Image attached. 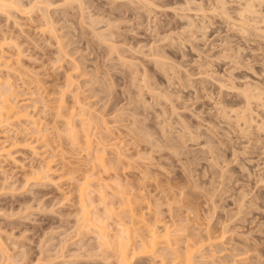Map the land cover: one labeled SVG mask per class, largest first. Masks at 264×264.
<instances>
[{
    "label": "rangeland",
    "instance_id": "rangeland-1",
    "mask_svg": "<svg viewBox=\"0 0 264 264\" xmlns=\"http://www.w3.org/2000/svg\"><path fill=\"white\" fill-rule=\"evenodd\" d=\"M66 1L19 0L0 11L1 86L10 80L36 118L0 126V144L20 143L14 160L0 158V264H119L116 221L131 213L112 194L116 181L142 188L149 206L137 211L160 233L184 229L174 233L177 253L161 245L163 260L139 255L132 264H185L187 241L196 243L194 264H264V95H251L264 92V36L254 33L264 29V4L239 16L248 0ZM75 92L90 102L84 117L107 172L88 156L82 116L72 118L78 140L65 131ZM114 149L124 154L119 166ZM48 163L53 175L28 183ZM84 185L99 230L83 222Z\"/></svg>",
    "mask_w": 264,
    "mask_h": 264
},
{
    "label": "bare ground",
    "instance_id": "bare-ground-1",
    "mask_svg": "<svg viewBox=\"0 0 264 264\" xmlns=\"http://www.w3.org/2000/svg\"><path fill=\"white\" fill-rule=\"evenodd\" d=\"M66 1V0H65ZM77 1V0H76ZM79 1V0H78ZM81 1V0H80ZM132 1V0H131ZM139 1V0H138ZM140 1H143V0H140ZM139 1V2H140ZM243 1H245V0H243ZM19 2V0L17 1V0H0V11H10V10H13L14 8H18L19 7V4H21V3H18ZM67 2V1H66ZM23 3V2H22ZM82 3V2H81ZM80 3V4H81ZM144 3H145V7H146V4H149L150 2L148 1V0H144L143 1V3L142 2H140V4H142V5H144ZM247 4H245L244 5V7H243V9L241 8V10L239 11V16L240 15H244V13L245 12H252L253 14H254V12H256V14H258L257 13V11H255V10H253V8L255 9V5H257V4H259V5H262V4H264V0H248L247 2H246ZM71 4H73V3H71ZM24 6V5H23ZM22 6V8H24ZM150 6V5H149ZM32 7V6H31ZM30 7V8H31ZM81 7V6H80ZM224 5H223V10H224ZM261 7V6H260ZM20 8V7H19ZM21 8V9H22ZM83 8V7H82ZM81 8V9H82ZM259 8V7H258ZM260 9V8H259ZM225 11V10H224ZM227 11V10H226ZM226 11L225 12H223L224 14L226 13ZM260 11H261V9H260ZM6 13V12H5ZM261 15V14H260ZM261 16H264L263 15V13H262V15ZM259 17V16H258ZM260 18V17H259ZM263 18V17H262ZM256 20V19H255ZM254 21V20H253ZM262 22H264V20H261ZM244 23V22H243ZM246 23V22H245ZM257 23L259 24V22H258V20H257ZM257 23H255V25L257 24ZM247 24V23H246ZM249 24V23H248ZM247 24V25H248ZM254 25V26H255ZM242 26H245V25H242ZM251 26H252V24H251ZM253 26V27H254ZM258 26V25H257ZM264 26V25H263ZM250 27V26H249ZM244 28V27H243ZM245 28H246V26H245ZM247 29H248V26H247ZM249 29H251V28H249ZM258 29V28H257ZM261 29V28H260ZM253 30H255V29H253ZM259 30V29H258ZM264 29L262 28V31H256L255 30V34L257 33V32H261V33H258L259 35H263L264 36V31H263ZM245 31V30H244ZM252 31V30H251ZM101 34V33H100ZM250 34V33H249ZM257 35V34H256ZM258 36V35H257ZM100 38H102V35H100L99 36ZM106 37V36H105ZM104 37V35H103V38L102 39H104L105 38ZM258 38V37H257ZM264 38V37H263ZM260 39V38H259ZM4 40H6V38L5 39H1L0 40V49H2L1 51H3L4 49L3 48H5V46L4 45H6L7 43H6V41H4ZM100 40V39H99ZM105 41V40H104ZM261 41V40H260ZM6 43V44H5ZM114 46V45H113ZM112 48H114V47H112ZM115 49V48H114ZM118 51V50H117ZM113 52V51H112ZM116 52V51H115ZM239 53H240V51H239ZM133 64V63H132ZM69 75V74H68ZM72 76V75H71ZM71 76H70V78L67 80V82H68V84H67V82H66V84H67V86L66 87H72V85H74L73 84V82L74 81H72L71 80ZM1 80V79H0ZM73 80H75L74 78H73ZM2 82H0V87L2 88V84H1ZM6 84H7V87L5 86L4 87V89H7V90H4L3 88H2V90H0V126H2V125H6V124H8V125H10L9 123H13V124H16V123H14V122H23V123H27V125H32V124H34L35 123V117H34V114L32 113V111L30 112V110L27 108V106L25 107L24 105H22L23 104V102H21L20 103V100H19V95L20 94H18L17 92H16V87H14V85L10 82V80H7V82H6ZM73 88V87H72ZM64 89H65V86H64ZM76 89V88H75ZM252 89V88H251ZM259 88H257L256 89V91L258 90ZM65 90H68V89H65ZM65 90H64V92H65ZM73 90H74V88H73ZM255 90V89H254ZM261 89H259V91H260ZM69 91H71L70 89H69ZM68 91V92H69ZM78 91H80V90H78ZM77 91V92H78ZM243 91V90H242ZM248 91H250V90H248ZM256 91H254V92H256ZM4 92V93H3ZM72 92V91H71ZM63 93V92H62ZM244 93V92H243ZM81 94V93H80ZM247 94H249V96H251L252 95V97H253V99H257L258 98V100H263L262 99V96L264 95V92H263V90H262V92L260 91V92H258L257 94L255 93V94H251L250 95V93H247ZM246 94V95H247ZM245 95V94H244ZM245 95V96H246ZM73 96V95H72ZM249 96H247L248 98V100L251 98H249ZM81 97H82V94H81ZM80 96H79V94L78 93H76L75 92V95H74V97H73V105L71 106V107H68V109L66 110V112H67V114H66V121H65V123L64 124H66V127H64L65 128V131H66V133H68L69 132V134H71L70 136L72 137H74L75 138V140L77 139H79V133H78V126L76 127V124H74V122L72 121L73 119L72 118H74L76 115H79V116H82L83 118H82V124H83V126H82V130L84 131V135L83 136H81L82 138H83V140L86 142V149H88V151H89V154H88V156H90L89 158H91V160L93 161L92 163H94L93 164V166L95 165V164H100V166H101V170L103 169V170H106L108 167H109V164H106L105 162H103L104 161V159L103 160H101L103 157H102V155L103 154H101V156L99 155L100 154V151L101 150H105V149H101V150H99L100 149V143H98V145L100 146H97V147H99V148H95L94 146H93V143H92V138H91V134L88 132V131H91L92 129H91V127H92V125H91V123H90V121H88L89 119H90V115H88V114H90L89 112H88V114L86 113V111H88V107H90V106H88L87 107V105H89L90 104V102L88 101V100H86L87 102H89V104H87V102L85 101V98H81ZM85 97V96H84ZM87 97V96H86ZM255 97V98H254ZM23 100V99H22ZM24 101V100H23ZM26 102L27 101H25L24 103L26 104ZM250 102V101H249ZM23 106H24V108H23ZM87 107V108H86ZM90 109H91V107H90ZM89 109V110H90ZM60 110H63V108L61 107V105H60ZM92 111V110H91ZM90 111V112H91ZM65 112V113H66ZM92 113V112H91ZM61 114V112L59 113V115ZM63 114V113H62ZM86 114H87V118H88V116H90L89 117V119L87 120V118H85L86 117ZM65 115V114H64ZM68 115V116H67ZM70 115V116H69ZM62 116V115H61ZM85 116V117H84ZM93 116V115H92ZM95 117V116H94ZM93 117V118H94ZM35 118V119H34ZM62 119H63V121H64V118H63V116H62ZM96 119V118H95ZM91 120H92V124H93V122L94 123H96L92 118H91ZM23 123H22V125H23ZM12 124V125H13ZM107 124V123H106ZM26 125V124H25ZM96 125H97V123H96ZM99 125V124H98ZM7 126V125H6ZM24 126V125H23ZM65 126V125H64ZM90 126V127H89ZM107 127V126H106ZM112 127V126H111ZM4 129H5V127H3ZM63 128V127H62ZM64 128H63V130H64ZM77 128V129H76ZM88 128L89 129H91V130H88ZM98 128V127H97ZM104 129V128H103ZM109 129V127H107V129L106 130H108ZM102 130V128L100 129V131ZM112 130V129H111ZM141 130V129H140ZM1 131H2V129H1ZM5 131V130H4ZM4 131L2 132V134H4ZM39 131H40V129H39ZM64 131V132H65ZM63 132V133H64ZM99 132V131H98ZM109 132V131H108ZM1 133V132H0ZM142 133H144V132H142ZM101 133L99 132V134L98 135H100ZM61 135H62V133H61ZM97 135V134H96ZM144 135V134H143ZM146 135V134H145ZM4 136V135H3ZM2 136V137H3ZM101 136V135H100ZM99 136V137H100ZM148 134H147V136H145V137H147L148 138ZM72 137V138H73ZM150 138H151V136H149ZM73 138V139H74ZM102 138L104 139L105 137H103L102 136ZM0 139H1V137H0ZM106 139V138H105ZM114 139V138H113ZM98 140H99V138H98ZM152 140H154V139H152ZM109 140H107V142H108ZM171 141V140H170ZM6 142V141H5ZM4 141L0 144V158H5L6 157V159H7V157L9 158H11L12 157V155H13V153L12 152H14L13 151V149H15V148H18L19 147V141H16L15 140V142L13 143V142H11V143H13V144H11V146H10V144H6ZM98 142H100V141H98ZM103 142V141H102ZM114 142H116L117 143V140L116 141H114ZM175 142V141H174ZM5 143V144H4ZM19 143V144H18ZM104 143H105V141H104ZM109 143H110V141H109ZM172 143V142H171ZM173 144V143H172ZM29 145V144H28ZM103 145V144H102ZM105 145V147H108V146H106L107 144H104ZM109 145V144H108ZM114 145V146H113ZM113 145H111V146H113L114 148H115V146H117L118 144H114L113 143ZM110 146V145H109ZM168 146V145H167ZM102 147H104V146H102ZM104 147V148H105ZM116 149H118V147L116 148ZM116 149H114L115 150V157H116V159L118 160V162H116V163H118V166H119V161L122 159H124V154H123V151H119V150H116ZM174 149V148H173ZM179 149V148H178ZM98 150H99V152H98ZM97 152V153H96ZM103 152V151H102ZM172 152V151H171ZM174 153V152H173ZM97 154V155H96ZM14 157V156H13ZM102 157V158H101ZM129 156H126V158H125V162H127L126 161V159L128 158ZM9 158V159H10ZM12 159V158H11ZM129 159V158H128ZM12 160H14V158L12 159ZM114 160V159H113ZM106 161V160H105ZM49 162V161H48ZM112 162H114V161H112ZM121 162V161H120ZM108 163V162H107ZM110 163V162H109ZM122 163V162H121ZM111 164V163H110ZM114 164V163H113ZM48 165V166H47ZM47 165H42L41 166V168H37L36 170H32V172L30 173V175H29V177H28V183H31V184H41L43 181H46V180H48L50 177H51V173H52V175H53V172H51L52 171V166L50 167L49 166V163L47 164ZM125 165V164H124ZM99 165H98V167H100ZM111 166V165H110ZM97 169H98V167L97 166H95ZM113 167H114V165H113ZM112 167V168H113ZM116 168L117 167H115L114 168V170H116ZM109 169V168H108ZM107 169V170H108ZM99 170V169H98ZM107 170H106V172H107ZM94 171H95V168H94ZM105 172V171H104ZM28 175V174H27ZM116 176H118L117 174H115ZM51 180V179H50ZM101 181V180H100ZM103 181H105V180H103ZM102 181V182H103ZM102 182H100V183H102ZM143 182V181H142ZM27 183V184H28ZM45 183V182H44ZM99 183V184H100ZM103 183H105V182H103ZM102 183V184H103ZM145 183V182H144ZM142 184V183H141ZM34 185V186H35ZM104 186H105V184H103ZM107 185V187H108V183L106 184ZM100 186H102L101 184H100ZM104 186H102L103 188H104ZM128 186V185H127ZM127 186L125 187V185L123 186L122 184H120V182L118 183V181H116V183H115V186H113V190L115 189V192L113 191V195L115 194L118 198H119V200H120V203L119 202H117V204H119L120 206H123L122 208L123 209H128L129 211H130V213H128V214H130V221L128 220V223L125 221L124 222V218L123 219H119L118 217H116L115 219H119V222L118 221H116V223L119 225V227L121 228L120 230L121 231H119L118 233V235L116 236L115 234V236H116V238L113 236V238H115V239H113V240H115V242H117V243H115V244H117V246L116 245H114V243H112L113 245L112 246H114V247H116V248H118V249H116L117 250V252H118V261H119V264H132V262H133V260L136 258V256H139V255H145V256H149V255H151V254H156L160 249H161V245H163V247H165L164 249V251H166V253L167 254H172V246H173V244H172V240H175L178 236H180V234H181V232L184 230L183 228H182V230H181V232H179L180 230V227L179 228H176L175 226L176 225H174L173 224V227L172 226H170V227H172V229H170V227L169 226H167L165 229H164V231L163 232H161L160 233V231H158L157 229L158 228H156L157 226V224H153V223H151V222H147V223H150V225H148L145 221H147V220H145V218L143 217V215H144V213H143V215H142V213H140V210L139 211H137L139 208H141V206H149V205H146V203L147 204H149L148 202H147V196L145 195L144 197L143 196H141V195H139V193H140V191L142 190V188L140 189V191L138 190L137 192H134V193H132L130 190H128V189H126L127 188ZM85 187V185L82 187H80L79 189H80V202H81V204L83 205V210H85V212L82 214L83 215V219H84V221L83 222H85V224H87L86 226H87V228L86 229H89L90 230V228H96L97 227V225L96 224H98L99 222L97 221V223L96 224H94L95 222H92L93 221V218L94 217H91L90 215H91V213L89 212L90 210L89 209H86L87 207H88V205H86V204H88V202H87V200L89 199V195L91 194V192L90 191H88V189L89 188H87V186H86V188H87V190L84 188ZM102 187H99V188H102ZM106 187V188H107ZM102 188V190H100V192H102V191H104V189ZM105 188V189H106ZM129 189H130V187H128ZM112 190V189H111ZM96 193H98V191L96 192ZM95 193V194H96ZM103 193V192H102ZM135 193L137 194L138 193V195H135ZM143 193V191L140 193V194H142ZM99 194H101V193H98V195ZM145 194V193H144ZM143 194V195H144ZM105 195V193H103V196ZM114 195V197H116ZM100 196V195H99ZM102 196V195H101ZM113 200H117V199H113ZM118 200V201H119ZM89 201H90V199H89ZM91 201H92V199H91ZM149 201V200H148ZM85 202H87V203H85ZM116 202V201H115ZM84 203V204H83ZM92 204H93V202H91ZM91 203L89 204V205H91ZM94 203H95V201H94ZM85 206V207H84ZM87 206V207H86ZM119 206V207H120ZM144 206V207H145ZM157 207V206H156ZM115 207H113V208H108L107 207V209L106 210H108L107 211V214H109V216H113V215H111L112 214V212L113 211H115L116 210V208L114 209ZM121 208V209H122ZM146 208V207H145ZM148 208V207H147ZM122 209V210H123ZM142 209V208H141ZM111 210H113V211H111ZM127 210V212H129ZM116 212H117V210H116ZM116 212H115V214H116ZM125 212V211H124ZM122 213V212H121ZM120 213V214H121ZM119 214V213H118ZM139 214H141V215H139ZM117 215V214H116ZM126 215V214H125ZM124 215V216H125ZM108 216V215H107ZM115 216V215H114ZM118 216V215H117ZM111 217H109V219L111 218ZM127 218H128V216H126ZM141 217V218H140ZM99 218V217H98ZM114 218V217H113ZM96 219L97 218H94V220L96 221ZM102 219V218H101ZM112 219V218H111ZM97 220H100V219H97ZM127 220V219H126ZM114 221V220H113ZM82 222V223H83ZM100 223H102V221L100 222ZM103 223H104V221H103ZM102 223V224H103ZM105 223H107V220L105 221ZM131 223V224H130ZM88 224H89V226H88ZM90 224H91V226L94 224V226H92V227H90ZM102 224H100V226L102 225ZM152 224V225H151ZM96 225V226H95ZM82 226H85L84 225V223H83V225ZM85 226V227H86ZM100 226L98 227V228H100ZM103 226H106L105 224H103ZM107 226H109L108 224H107ZM90 227V228H89ZM102 227V226H101ZM118 227V226H117ZM102 228H104V227H102ZM107 228V227H106ZM85 229V230H86ZM108 229V228H107ZM107 229L104 231L103 229L101 230V228H100V230H101V232L100 231H98V233H99V236L98 237H101V239L99 240V241H102V243L103 242H105L106 244H105V246L107 247L108 246V244H109V247L110 248H112L111 247V242H113V240L110 242L108 239H109V236L110 235H108L107 234V232H109V231H107ZM96 230H99V229H97L96 228ZM177 232H179V233H177ZM101 233V234H100ZM174 233H177V237L176 236H174L175 234ZM117 234V233H116ZM179 234V235H178ZM174 236V237H173ZM211 236V235H210ZM173 238V239H172ZM179 238V237H178ZM217 238H218V236H217ZM216 238V239H217ZM110 239H112V238H110ZM209 239V238H208ZM215 239V238H214ZM137 240H138V243H137ZM210 240V239H209ZM218 240V239H217ZM189 241H190V239H189ZM174 242V241H173ZM188 242V241H187ZM186 242V257H187V259H186V262H185V264H194L195 263V260H194V250H196L194 247L196 246V243H195V245L194 246H192L193 244L192 243H190V242H188L187 243ZM101 243V242H100ZM101 243V244H102ZM104 245V244H103ZM102 246V245H101ZM105 246H102V247H105ZM168 249H170V251H167ZM115 250V251H116ZM178 251V250H177ZM181 251V250H180ZM159 252H162V251H159ZM171 252V253H170ZM116 253V252H115ZM165 253V252H164ZM173 253H177L176 251L175 252H173ZM158 255L160 254V256L161 257H163L162 258V260L164 259V254H162V253H157ZM157 254H156V256H157ZM180 255V254H179ZM159 256V257H160ZM167 255L165 254V257H166ZM172 256H174V254L172 255ZM176 256H178L177 254H176ZM176 256H174V257H176ZM196 256V255H195ZM155 257V256H154ZM185 257V258H186ZM243 257V256H242ZM157 258V257H156ZM177 258V257H176ZM185 258L183 259L182 258V261L184 260L185 261ZM239 259H240V257H238ZM169 259H170V257H169ZM196 259V258H195ZM245 259V258H244ZM167 260V258H165V261ZM171 260V259H170ZM164 261V262H165ZM197 261V260H196ZM245 261V260H244ZM162 262V261H161ZM163 262V263H164ZM183 263V262H182ZM181 263V261H180V263L179 264H182ZM197 263V262H196ZM162 264V263H161ZM165 264V263H164ZM178 264V263H177Z\"/></svg>",
    "mask_w": 264,
    "mask_h": 264
}]
</instances>
